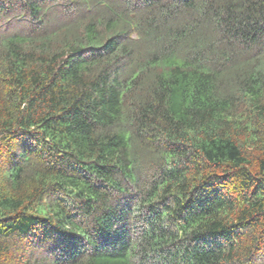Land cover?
<instances>
[{
	"label": "trees",
	"instance_id": "1",
	"mask_svg": "<svg viewBox=\"0 0 264 264\" xmlns=\"http://www.w3.org/2000/svg\"><path fill=\"white\" fill-rule=\"evenodd\" d=\"M0 264H264V0H0Z\"/></svg>",
	"mask_w": 264,
	"mask_h": 264
}]
</instances>
